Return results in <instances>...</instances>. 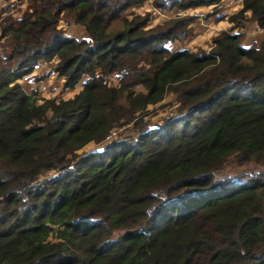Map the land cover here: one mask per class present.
Listing matches in <instances>:
<instances>
[{
  "label": "trees",
  "instance_id": "trees-1",
  "mask_svg": "<svg viewBox=\"0 0 264 264\" xmlns=\"http://www.w3.org/2000/svg\"><path fill=\"white\" fill-rule=\"evenodd\" d=\"M19 1L0 12V264H264V41L241 44L246 24L264 30V0H241L208 51L173 52L188 19L147 29L131 11L146 0ZM53 60L80 90L37 103L17 81ZM168 95L174 116L148 127ZM230 159L258 170L217 180Z\"/></svg>",
  "mask_w": 264,
  "mask_h": 264
},
{
  "label": "crops",
  "instance_id": "crops-1",
  "mask_svg": "<svg viewBox=\"0 0 264 264\" xmlns=\"http://www.w3.org/2000/svg\"><path fill=\"white\" fill-rule=\"evenodd\" d=\"M142 6L143 5L141 4L139 6L132 7L133 12L135 14H138ZM240 7L241 4L237 2L228 7V10L223 9V11H221L216 5L197 7L191 12L189 10H186L189 14L193 15L195 20L189 25L191 28V36L187 38V41L185 43L186 47L179 48L176 51H195L197 48L208 50L211 44V39L214 36L222 31H228L230 29L231 26L227 21V18L228 16L239 10ZM214 8H217L218 10L216 13L212 12V9ZM181 13L182 12L179 10L172 9L170 13L157 12V16L155 18L157 19V21L159 20L158 18H162L161 21H163L168 16L171 17L173 15H179ZM18 16L19 14H14L12 15V18H17ZM75 28L81 27L76 26ZM257 29L258 28L250 23V25H248L247 28L241 32V44L243 47L248 48L250 46H254L258 48L261 42L264 41V30L258 31ZM237 32L239 31L236 29L233 30V33ZM67 35L75 38L74 32L72 33V31H69ZM54 64V60L48 63L38 61L31 73L17 81L24 93L29 94L31 92H34V98H36L37 103H41V101L47 99H54L56 101L71 99L80 90L79 85L75 86L73 89L63 90V79L57 77L56 74L51 71ZM85 147H87V149H91L92 145H87Z\"/></svg>",
  "mask_w": 264,
  "mask_h": 264
},
{
  "label": "rangeland",
  "instance_id": "rangeland-1",
  "mask_svg": "<svg viewBox=\"0 0 264 264\" xmlns=\"http://www.w3.org/2000/svg\"><path fill=\"white\" fill-rule=\"evenodd\" d=\"M155 1H160V0H146L144 3H142L143 6L139 10L140 12H138V14H135L132 9H131V11H132V13L134 15H143L145 13H147L149 15V20H148V22H147V24L145 26V28H147V29L153 28L155 26H160L163 23L167 22L168 20H170V21L172 20L173 21V20H177V19L180 20V19H184V18L188 19L187 22H185L186 26L183 28L184 31L187 29L186 30L187 31V35L184 38H182V39L175 40V41L170 42V43H166V45H165V47L171 52L176 51L179 48L186 47L185 43L187 41V38L191 36V28H190L189 25L195 20L193 15L189 14L188 11H186V10H182L181 11L182 13L179 14V15H173L171 17L168 16L163 21H161L162 18H158L159 20L157 21V19L155 18L157 16V14H156L157 12L158 13H170L171 11L161 12V11H159L157 9H154L153 6H152V3L155 2ZM228 1H232L233 4H235L237 2H239L241 4V0H221L220 2H218L216 4V6L221 11H223V9L228 10V7L225 6L226 2H228ZM24 9H25V4H24L23 1H21V9H18V11L16 13H14V14L15 15L16 14H21L24 11ZM188 10L191 12L193 9H188ZM212 10H213L212 11L213 13H216L218 11L217 8H214ZM14 14H10L11 17ZM230 16H228V17H230ZM158 17H160V16H158ZM187 17H192V19L189 21V18H187ZM59 20L62 21V22H66L67 23V26H66V28L64 30L65 33H68L69 31H72V33L74 32V36H75L76 40H78V41L87 40L88 36L81 28H75L76 26L72 25L66 19L59 18ZM57 24H58V22H57ZM248 25H250V24H246V26H248ZM186 27H188V28H186ZM1 39H2V52H3V49H4V51L5 50H9L10 49V44L6 43V41H7L6 38H1ZM197 49H199V48H197ZM204 51H208V50H204ZM106 79H107V82H109L110 86L111 85L115 86V85H117V81H118L119 78L116 75L115 76L112 75V76L106 77ZM174 107L175 106L173 105V99H172V97L170 95H168L164 99H162L160 101V103H158V105H156L155 107H149L148 109H151L152 112L146 118L147 121H148V127L151 128V127L155 126L156 124H160L162 120H164V119H166L168 117L174 116V114H175ZM132 133L133 132L131 131V126H129L128 128H126V127L120 128V129H117L112 134V137L110 139H119V138H122L125 135H131ZM110 139H108V140H110ZM92 148H93V146H92ZM91 149H87V147H84L81 150V152H79V153H82V152L84 153V152L90 151ZM256 170H258V166H254L251 163L245 164V165H237L236 163H234V161L232 159H230L216 173L215 178L217 180H222V179H224L226 177L232 179V178H234V177H236V176H238L240 174H248V173H251V172H255Z\"/></svg>",
  "mask_w": 264,
  "mask_h": 264
},
{
  "label": "built area",
  "instance_id": "built-area-1",
  "mask_svg": "<svg viewBox=\"0 0 264 264\" xmlns=\"http://www.w3.org/2000/svg\"><path fill=\"white\" fill-rule=\"evenodd\" d=\"M233 5L232 1L226 2L225 6L230 7ZM21 9V1L19 0H0V12L4 11L7 14H14ZM67 26L66 22L58 21L57 28L64 31ZM260 31V29H257ZM2 55V39L0 38V56Z\"/></svg>",
  "mask_w": 264,
  "mask_h": 264
}]
</instances>
